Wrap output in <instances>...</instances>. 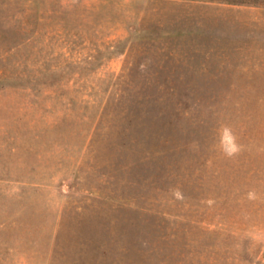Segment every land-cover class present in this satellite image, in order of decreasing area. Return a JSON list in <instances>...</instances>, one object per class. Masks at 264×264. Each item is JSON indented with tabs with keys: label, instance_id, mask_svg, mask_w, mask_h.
Listing matches in <instances>:
<instances>
[{
	"label": "rangeland",
	"instance_id": "obj_1",
	"mask_svg": "<svg viewBox=\"0 0 264 264\" xmlns=\"http://www.w3.org/2000/svg\"><path fill=\"white\" fill-rule=\"evenodd\" d=\"M0 264H264V0H0Z\"/></svg>",
	"mask_w": 264,
	"mask_h": 264
},
{
	"label": "clouds",
	"instance_id": "obj_2",
	"mask_svg": "<svg viewBox=\"0 0 264 264\" xmlns=\"http://www.w3.org/2000/svg\"><path fill=\"white\" fill-rule=\"evenodd\" d=\"M221 139H222V142H228L229 144L232 145V148H231L232 152L236 150L235 144H234V138L232 137V134L229 129H224ZM229 154H231V152Z\"/></svg>",
	"mask_w": 264,
	"mask_h": 264
}]
</instances>
